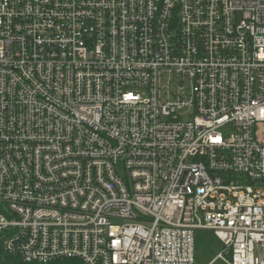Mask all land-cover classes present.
<instances>
[{"label":"built area","instance_id":"2783aa9c","mask_svg":"<svg viewBox=\"0 0 264 264\" xmlns=\"http://www.w3.org/2000/svg\"><path fill=\"white\" fill-rule=\"evenodd\" d=\"M200 230L264 264V0H0V255L197 264Z\"/></svg>","mask_w":264,"mask_h":264},{"label":"rangeland","instance_id":"374dc122","mask_svg":"<svg viewBox=\"0 0 264 264\" xmlns=\"http://www.w3.org/2000/svg\"><path fill=\"white\" fill-rule=\"evenodd\" d=\"M233 125L223 127L220 132L225 138L233 133ZM195 256L197 264H210L218 254L225 249L224 243L216 236L214 231L200 230L195 235Z\"/></svg>","mask_w":264,"mask_h":264},{"label":"trees","instance_id":"16d2710c","mask_svg":"<svg viewBox=\"0 0 264 264\" xmlns=\"http://www.w3.org/2000/svg\"><path fill=\"white\" fill-rule=\"evenodd\" d=\"M0 264H27V263H23L18 258H12V257H6L0 255ZM50 264H82V263L78 260H63V261L52 262Z\"/></svg>","mask_w":264,"mask_h":264}]
</instances>
